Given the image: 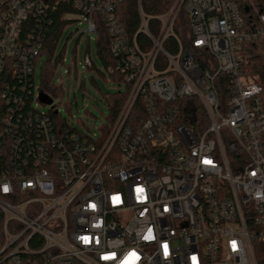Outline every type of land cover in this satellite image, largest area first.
I'll return each instance as SVG.
<instances>
[{
    "label": "built area",
    "instance_id": "obj_1",
    "mask_svg": "<svg viewBox=\"0 0 264 264\" xmlns=\"http://www.w3.org/2000/svg\"><path fill=\"white\" fill-rule=\"evenodd\" d=\"M120 2L9 0L0 17V74L12 80L0 93V264H258L264 101L242 47L264 41V11L250 0H174L150 17L139 1L131 34ZM59 7L83 33L106 31L108 73L124 76L126 98L102 141L57 123L54 102L38 94L34 104Z\"/></svg>",
    "mask_w": 264,
    "mask_h": 264
},
{
    "label": "trees",
    "instance_id": "obj_2",
    "mask_svg": "<svg viewBox=\"0 0 264 264\" xmlns=\"http://www.w3.org/2000/svg\"><path fill=\"white\" fill-rule=\"evenodd\" d=\"M142 6L143 12L145 15L150 17H156L167 12L174 0H121L120 2V15L124 21V25L127 30L134 34L136 33L139 26V16H138V5ZM255 7L259 10L264 11V0H250ZM8 2L9 0H0V17L2 14L8 11ZM70 11V9L66 7H59L55 12L50 14L51 22L46 23L47 30L45 35V40L43 44V48L41 49L39 59L42 56H46V61L43 62L41 67V84L39 91L47 96H49L53 102L57 97H64V89L62 86L56 87L53 82L54 70L56 65L60 61V58L53 61L54 51L58 42L60 35L63 33L65 28L68 26V22L64 19V14ZM34 21H30L27 25H25L22 34L24 35L28 32L31 27H33ZM149 28L153 33L158 32L159 23L157 21H150ZM175 33L180 37H186L188 30V17L186 14H182L175 24ZM99 37L96 38L97 42V53L98 56L104 65L105 72L102 73L103 76H109L112 82L117 84V92L116 93H104L103 97L106 101L107 106L110 110V119L109 125L112 123L114 116L117 115L118 110L122 108V102L126 98L125 94L122 90L123 83H125L124 76L121 74H109L108 69L115 65V60L111 57L109 52L110 47V38L108 37L106 31L99 28ZM139 40H143L139 36ZM166 50H171L175 47L174 42L169 40L164 44ZM242 54L244 60L247 64L243 67L244 74L251 79L256 80L261 87L263 88L262 99L264 101V41L254 42V43H245L242 47ZM38 59V60H39ZM98 70L97 66L92 62L91 67H86V71ZM99 71V70H98ZM78 79V76L76 77ZM12 80L7 79L4 74H0V93L4 83H11ZM85 82L84 74L82 75V84ZM32 82L29 81L28 87L32 89ZM1 100V98H0ZM1 106V101H0ZM54 110H57V106L55 105ZM52 118L57 123L65 125L66 122L60 117L59 113L55 114L54 111L50 113ZM188 124L195 125L197 121L191 117L187 120ZM104 127L100 128V140H104L108 131V126L103 125ZM106 126V127H105ZM257 262L258 264H264V248L262 246H258L257 253Z\"/></svg>",
    "mask_w": 264,
    "mask_h": 264
},
{
    "label": "rangeland",
    "instance_id": "obj_3",
    "mask_svg": "<svg viewBox=\"0 0 264 264\" xmlns=\"http://www.w3.org/2000/svg\"><path fill=\"white\" fill-rule=\"evenodd\" d=\"M83 30L84 27L79 22H71L58 39L52 63L58 58L60 61L54 70L53 82L56 87L62 86L64 97H57L54 105L57 106L60 117L70 127L82 134L89 131V134L98 136L100 128L109 125L111 117L103 94L116 93L117 84L108 75H102L105 68L97 53L96 35H88ZM86 56L90 57L99 71L85 70ZM44 61L45 55L38 60L35 67L34 104L38 103L36 99L40 93L41 67ZM39 110L48 112L49 107L39 105Z\"/></svg>",
    "mask_w": 264,
    "mask_h": 264
},
{
    "label": "water",
    "instance_id": "obj_4",
    "mask_svg": "<svg viewBox=\"0 0 264 264\" xmlns=\"http://www.w3.org/2000/svg\"><path fill=\"white\" fill-rule=\"evenodd\" d=\"M38 100L43 105L51 106V108L54 107L53 106V100L49 96H47L41 92L39 93Z\"/></svg>",
    "mask_w": 264,
    "mask_h": 264
},
{
    "label": "snow or ice",
    "instance_id": "obj_5",
    "mask_svg": "<svg viewBox=\"0 0 264 264\" xmlns=\"http://www.w3.org/2000/svg\"><path fill=\"white\" fill-rule=\"evenodd\" d=\"M5 190H7V189H5ZM142 191V190H141ZM146 238H148V237H146ZM233 246L235 247V243L233 242ZM193 259H195V258H193Z\"/></svg>",
    "mask_w": 264,
    "mask_h": 264
}]
</instances>
